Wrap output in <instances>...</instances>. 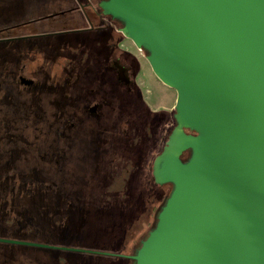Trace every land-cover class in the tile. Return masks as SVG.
I'll use <instances>...</instances> for the list:
<instances>
[{
	"label": "water",
	"instance_id": "95a60500",
	"mask_svg": "<svg viewBox=\"0 0 264 264\" xmlns=\"http://www.w3.org/2000/svg\"><path fill=\"white\" fill-rule=\"evenodd\" d=\"M99 8L177 93V126L153 164L155 182L173 191L140 248L123 257L264 264V0H104Z\"/></svg>",
	"mask_w": 264,
	"mask_h": 264
},
{
	"label": "rangeland",
	"instance_id": "374dc122",
	"mask_svg": "<svg viewBox=\"0 0 264 264\" xmlns=\"http://www.w3.org/2000/svg\"><path fill=\"white\" fill-rule=\"evenodd\" d=\"M102 1L90 0L96 9ZM35 30L43 33L48 29L40 26ZM107 33V30L99 34L88 32L86 36L99 40V46L88 43L80 50L73 51L72 59H62L65 52H61L55 45L58 42L69 43L74 49L76 35L51 37L49 50L45 52L49 56L45 63L41 61V69L44 68L45 73L59 75L62 72L59 66L64 68V64L58 62L71 61L78 64V69L83 72L87 65L82 62L83 54L100 57L108 53L104 44L109 37ZM119 37H124L120 31ZM14 47L17 46H10L11 51L5 54L11 60L14 56L12 53H15ZM120 48L131 51L139 61L141 71L135 79L136 85L141 88L139 92L145 106L116 85L113 72L108 70L109 65H104L103 69L100 67L99 73L94 71V74L83 75V83L74 85L75 82H71L76 91L80 90L71 107L67 101H63L62 92L54 97L46 94L40 97V105L43 107L47 108L53 101L56 103L53 121L45 113L44 123L40 126L39 148L41 154L44 152L49 157H44V161L42 157H35L33 167L23 163L24 172L29 169L30 175L23 178L25 191L22 194L0 195L2 203L3 197H9L8 203H0V240L63 249L0 242V264H125L120 257L134 255L147 237L153 220L149 202L153 199L145 198V210L136 209L130 206L132 199L128 195L130 199L126 198L121 202L122 205L117 203L114 210L109 214L106 212L108 215L98 217L102 212L88 214L90 223H85L82 220L83 214L78 212L57 216L56 211H50L48 204H55L51 193L44 194L33 189L37 181L38 187L60 183V188L65 191L60 194L67 197L65 203L71 205L81 201L84 204L85 201L88 205L99 206L100 193L107 187L109 177L124 165L121 162L119 164L122 159L125 165L126 161L131 160L139 168L133 177L131 193L146 190L148 178L153 177L152 159L160 155L164 140L168 141V134L176 126L174 115L177 93L157 79L147 61L146 52L140 51L128 40L123 41ZM15 58L20 60L19 54ZM86 90V94L81 93ZM96 101L100 104L98 117L87 112L90 103ZM82 110L83 113H80ZM64 122L68 123L63 124ZM45 197H49L51 201ZM105 209L101 208V211ZM118 224H124L122 235L114 231V226ZM112 230L116 236H109ZM110 239L121 240L124 250L117 246L111 247L110 242L107 243ZM70 249L111 255L80 253Z\"/></svg>",
	"mask_w": 264,
	"mask_h": 264
},
{
	"label": "flooded vegetation",
	"instance_id": "af4514ba",
	"mask_svg": "<svg viewBox=\"0 0 264 264\" xmlns=\"http://www.w3.org/2000/svg\"><path fill=\"white\" fill-rule=\"evenodd\" d=\"M76 2L75 9L64 12V15H55V19L53 15L52 20H55L56 25L51 27L49 31L37 33L34 27H24L27 25L26 23H21L16 32L8 28L0 29V195L22 194L25 191L23 178L30 175L29 169H25L24 172L23 163L33 167L35 157H42L43 161L44 157H49L45 156L44 152L41 154L39 148L40 126L44 123L45 113H48L49 120L54 118L56 103L53 101L48 104L47 108L41 106L40 97L42 95L54 97L55 94L62 92V94L64 93L61 95L63 101H67L71 107L76 99L75 95L78 96L80 91H76L71 82H75L74 85L83 83L84 76L90 73L94 74V71L99 73L100 67L103 69L104 65H109L108 70L113 72L116 85L145 106L142 94L139 92L141 88L139 89L136 85L135 79L141 71L139 61L131 51L120 48V44L128 40L125 37H119L120 21L104 16L99 5L96 9L90 0L82 1V6L78 4L79 1ZM88 7L90 9H87ZM106 30L109 32L107 33L109 37L104 44L108 48V53L100 57L99 55L86 56L83 54L81 56L82 62L87 63L83 72L78 69V64L71 61L58 62L64 64V68L59 66L60 69L62 68L59 75L45 73L44 68L41 69L43 64L41 61L45 63L49 56V53L45 54V52L49 50L51 37L56 38L64 34L76 35L75 40L77 42H74V49L69 43L58 42L55 45L60 48L61 52H65L62 59H72L73 51L80 50L88 43L99 46V40L86 36L88 32L99 34V32L102 33ZM13 44L17 47H14L15 53H12L14 56L11 60L5 54L11 51L10 46ZM97 48L99 49V47ZM1 51L3 55H1ZM17 54H19L20 60L15 58ZM87 91L81 93L85 92L84 94H86ZM90 92L93 91L90 90ZM97 94H99V90ZM95 107L97 108L96 113H91V109ZM99 108V101L92 102L87 112L98 117ZM80 113H83V110ZM186 133L195 135L190 131H186ZM38 185L39 182L37 181V185L33 187L35 191L39 190L45 193L52 190L51 186L38 187ZM26 191L28 192V190ZM3 198V203L0 202L1 205L8 203L9 197Z\"/></svg>",
	"mask_w": 264,
	"mask_h": 264
},
{
	"label": "trees",
	"instance_id": "16d2710c",
	"mask_svg": "<svg viewBox=\"0 0 264 264\" xmlns=\"http://www.w3.org/2000/svg\"><path fill=\"white\" fill-rule=\"evenodd\" d=\"M76 1H79L78 4H80L81 6L83 5L82 1H84V0H76ZM87 9H90V7H88ZM119 26L122 27V24L120 23ZM66 123H68V122H64L63 124H66ZM172 131L168 134V139H169ZM166 143H167V139L164 140L163 148L166 146ZM189 157H190V154L187 153L185 155V157H183V160L187 161L189 159ZM156 158L152 159V164H154V161ZM120 162H121V164L122 163L124 164L122 167H120L119 165H117L114 162V164H116V166L120 167V168L116 169L117 173H115V174L113 173V176L109 177L110 181H109V183H107V187H105L102 190V192L100 193L101 194V198H100L101 201L98 202L100 204L99 206L88 205L87 203H85V201H84V204H87V205L82 204L81 201H79V204L74 202L73 203L74 205L72 203H71V205H69V204L65 203L67 201V197L65 196V194H64V196L62 194H60V193L65 192L64 190H62L60 188V186H59L60 183L59 184L53 183L50 185L52 187V190L45 192L46 194H49V192H50L52 195V199H53L52 201H55L54 205L53 204L51 205L50 202H48V204L50 206V211L51 210L56 211L57 216L58 215L67 216L71 213L78 212L80 214H83L82 220L85 223L86 222L90 223V221L88 220L89 215H92L95 212L96 213L102 212L98 217H101L103 215H108L112 210H114L117 207V203L120 202V204L122 205L121 202H123L126 198H129L128 195H130L131 196L130 198L132 199L131 203H130L131 207H135L136 209H144L145 210L146 206L144 205V202H145L144 200H146L145 198L148 197L149 199H153L152 201L149 202L150 206H151L149 211H150L151 216H152L151 218L153 219L152 223H150V231H149V233H150L156 226L158 215L162 211L163 207L165 206L166 201L169 199V197L173 191V186L167 185V184L166 185H158L155 182L154 176L153 177L151 176L148 178V180L146 182V190L145 191L138 192V193H131L132 192L133 177H134L135 173L137 172V170H139V168L135 167V165H133L131 160L126 161L127 162L126 165L122 159L119 160V164H120ZM111 164H113V162H111ZM118 171H120V173H118ZM66 194H67V192H66ZM94 196H96V195H94ZM46 199L51 201V199L49 197H47ZM149 203H148V205H149ZM132 204H134V205H132ZM55 205H56V208H55ZM104 207L106 209L101 211V208H104ZM106 212H108V214ZM123 226H124V224H122V225L118 224V226L115 225L114 231L115 232L117 231L118 232L117 234L122 235L123 234L122 229H124ZM114 231L113 230L110 231L109 236H112V235L116 236ZM149 233H148V235H149ZM106 234H108V232ZM148 235H147V237H148ZM109 242H110L111 247L117 246V247H120L122 250H124V246L121 245V240L110 239L107 243H109ZM136 251L134 252V254L136 253ZM120 259L124 260L125 264H133L132 261L128 260L125 257H120Z\"/></svg>",
	"mask_w": 264,
	"mask_h": 264
},
{
	"label": "crops",
	"instance_id": "0c3cea01",
	"mask_svg": "<svg viewBox=\"0 0 264 264\" xmlns=\"http://www.w3.org/2000/svg\"><path fill=\"white\" fill-rule=\"evenodd\" d=\"M76 6V0H0V29L16 32L21 23H26L24 27L49 30L56 25L53 15L55 19V15H64Z\"/></svg>",
	"mask_w": 264,
	"mask_h": 264
}]
</instances>
